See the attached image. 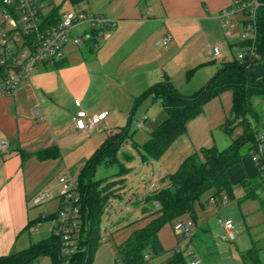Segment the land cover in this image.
Returning a JSON list of instances; mask_svg holds the SVG:
<instances>
[{
	"label": "crops",
	"instance_id": "crops-1",
	"mask_svg": "<svg viewBox=\"0 0 264 264\" xmlns=\"http://www.w3.org/2000/svg\"><path fill=\"white\" fill-rule=\"evenodd\" d=\"M68 2L73 9L86 6L89 12L104 16L113 24L98 46L69 44L65 65L39 66L12 94L0 98V142L9 144L7 149H0V256L20 252L51 237L52 234L39 240L33 234L39 220V216H32L31 209L35 206L33 197L42 189H47L53 192L52 199H56L58 208L60 178L64 175L79 177L86 163L115 134L126 125H132L137 109L145 103L144 100L136 105L137 98L164 82L170 83L184 96H193L216 76L224 63L232 60L227 49L237 44L236 41L234 44L231 42L220 61L211 59L207 54L210 46L225 38V19L231 22L234 19V16L222 17L231 0ZM83 30L85 26L74 33ZM168 35L172 39L163 45L162 41ZM150 96L152 102L160 104L151 108L156 114L153 123L157 127L167 118V113L161 103L154 101L153 95ZM77 102L90 116L107 112L104 123L92 131H78L73 120L78 111ZM232 105V92L223 93L210 101L204 112L188 123L187 133L179 140L187 138L186 141L193 147L202 150L207 143H213L209 148L220 150L230 145L232 138L223 137L222 126L230 115ZM143 115L140 119L147 118L146 127L149 118ZM215 134L221 136L224 144H218ZM46 151L53 155L39 159L38 154ZM114 166H118L116 160L106 158L98 166L95 179L100 168H104L103 178L117 175L120 169L111 176L106 174L107 169ZM234 175L236 185L245 179L256 178L257 170L251 159L246 158L242 165L231 169L230 178ZM161 185L160 182V185L150 187ZM119 194L122 197V191ZM116 202L113 198L109 206H114ZM140 207L143 208L142 205ZM143 215L144 223L115 231L113 238L118 246L153 219L148 217L149 213ZM185 219L189 217L182 220ZM163 229L159 238L166 248ZM107 231L108 228H105ZM199 232L210 233V230H205L204 226L197 227L187 243L182 246L173 244L172 250L181 248L186 255L189 250V254L201 258L203 264L204 254L200 256L197 252L199 248L192 243ZM35 236L37 240L33 239ZM110 238L103 236L107 240L102 244L109 242Z\"/></svg>",
	"mask_w": 264,
	"mask_h": 264
},
{
	"label": "trees",
	"instance_id": "trees-1",
	"mask_svg": "<svg viewBox=\"0 0 264 264\" xmlns=\"http://www.w3.org/2000/svg\"><path fill=\"white\" fill-rule=\"evenodd\" d=\"M70 1L78 4L82 0ZM260 2L262 5L257 14L256 47L261 60L240 63L233 58L224 63L216 76L193 96H184L170 83L164 82L156 84L137 98L136 105H139L148 96L153 95L154 101H161L167 113V118L150 133L149 139L143 145V158L163 156L176 140L187 133L188 123L202 114L210 101L226 92H232L233 105L222 130L232 138V142L223 150L212 147L204 149L201 155L195 153L188 156L177 172L162 179V185L157 192L148 195L143 202L134 203L142 205L143 213H149L148 217L153 219L144 228L135 230L125 243L117 246V257L120 261L116 259V264H149L153 259L168 253L160 241V231L167 224L174 220H182L186 216L192 219L196 226L194 207L205 195L210 194L209 202L211 198L220 199L223 195H228L230 200L235 197L236 186L231 182L230 171L242 165L246 158L252 161L259 153L258 137L264 133V113L254 106L255 99L264 100V0ZM59 11V6H55L53 11L55 19H59ZM249 44L237 43L236 46L244 48ZM65 63L66 61L54 67L63 66ZM128 134L127 129L115 134L81 171L78 181L81 194L82 249L69 259L68 264L93 263L94 254L103 241L100 233L102 218L112 199L121 198L119 191L124 187L123 177L112 181H109L108 177L96 180V170L106 158L119 163L117 151ZM51 155L52 152L46 151L38 154V158L43 160ZM118 165L121 169L117 175H123L125 168L121 163ZM254 166L257 177L245 179L237 185L245 190L249 198L256 197L257 192L263 187L260 171L255 164ZM156 203H159L160 208H157ZM262 204L264 207V202ZM56 217L57 214L51 218ZM192 237L193 234L189 240ZM262 249L258 242L252 241L251 248L241 255L243 264H262L260 256ZM171 252V256L163 264H189L196 256L186 255L181 248ZM146 256H149V259H146ZM42 257H50L52 264H66L59 236L52 233L50 238L32 244L25 250L0 256V264H33Z\"/></svg>",
	"mask_w": 264,
	"mask_h": 264
},
{
	"label": "built area",
	"instance_id": "built-area-1",
	"mask_svg": "<svg viewBox=\"0 0 264 264\" xmlns=\"http://www.w3.org/2000/svg\"><path fill=\"white\" fill-rule=\"evenodd\" d=\"M262 5L260 0H231V5L222 15L224 18L232 16L239 18L236 23L225 19L223 27L225 38L210 46L207 54L211 59L220 61L224 50L232 40L237 43L249 44L239 47L237 59L240 63L261 60L256 47L258 29L257 14ZM55 6H50L49 0H0V98L13 93L17 86L28 80L32 72L39 66L54 67L66 61L69 44L98 46L105 37L107 29L113 23L101 15L89 12L86 6L67 12L59 11V19L53 15ZM85 26V30L74 32ZM172 39L168 35L162 41L167 45ZM235 42V43H236ZM235 45V44H234ZM233 46V45H232ZM78 111L73 120L78 131H92L97 129L106 120L108 113L101 112L90 116L76 103ZM146 117L137 122L139 129L145 128ZM259 153L252 158L258 167L262 178V191H264V133L259 135ZM9 144L0 142V149L5 150ZM60 206L52 233L59 236L62 241V256L65 263L82 249L80 242L81 223V194L79 181L71 175H64L59 180ZM159 187H143L142 193H137L131 199L143 202ZM52 196L48 190H41L33 197V204L39 206ZM230 201L228 195L220 199L211 198L214 204L226 205ZM160 208L159 203H156ZM44 217V216H43ZM223 225L230 237H234L235 226L233 221H223ZM195 223L192 219L179 220L175 223L174 233L190 238L193 234ZM107 239H103V242ZM149 259V256H146ZM189 264H202V259L194 256Z\"/></svg>",
	"mask_w": 264,
	"mask_h": 264
},
{
	"label": "rangeland",
	"instance_id": "rangeland-1",
	"mask_svg": "<svg viewBox=\"0 0 264 264\" xmlns=\"http://www.w3.org/2000/svg\"><path fill=\"white\" fill-rule=\"evenodd\" d=\"M49 3L50 6L53 7L56 5L59 6L60 12L73 10L68 0H53ZM238 18V16L234 17L232 22L236 23ZM235 41L236 40H232V44H234ZM240 51V48L236 45L227 49L230 59L237 58ZM159 106L160 104L157 102H152L151 96L148 97L145 99V103L137 109L136 118L132 125H126L122 129H127L129 134L117 151V161L123 164L125 171L123 170V175L112 176L113 178L109 177V181L123 177L124 187L120 189L122 191V197L120 200L114 198L117 202L114 203V206H109L107 208L105 216L102 218L103 225L100 233L102 236L108 235L111 238L109 242L99 244L94 254L92 264H116V259L120 261V258L117 257L118 245L113 238L115 231L120 228L124 229L134 225L138 226L141 222L144 223L145 217L140 207L141 205L133 204L134 202L131 200L133 196L137 193H142L144 186L149 188L151 185H160L162 178L165 175H171L177 172L181 163L188 156L195 153L199 155L202 154V148L193 147L191 143L186 141L187 138H181V140H176L160 158H143V145L149 139L150 133L157 128L153 123V116L156 114L151 108ZM254 106L260 112L264 113V100L255 99ZM142 114L146 115L149 120L145 128L139 129L137 127V122ZM222 135L225 139H231L228 134L223 133ZM215 138L218 144H224L219 134H215ZM184 142H186V145ZM212 144L213 143L204 144V149L213 146ZM227 147H229L228 144L223 147V149ZM119 169H121L119 165L114 166L112 169H107L106 174L107 176H111L117 173ZM77 171H75V173H77ZM104 173V168H100L96 175V180H100V178L105 179L103 178L105 177ZM78 178L79 177L76 176L75 179L78 180ZM230 179L234 185L236 175ZM238 184L236 183V185H234L236 186L234 188L235 197L226 205L218 206L209 202L208 198L210 194L205 195L195 204L196 226L198 228L204 226L205 230H210V233L199 232L198 236L192 242L194 246L200 249H197L198 254L200 256L204 254L205 261L203 264H243L241 255L251 248L253 240L258 242L263 248L260 256L261 262L264 264V207L262 204L264 202V191L259 190L256 197L249 198L245 190L237 186ZM50 194L53 197V192H50ZM55 201L56 199L54 200L51 198L47 202L39 206H34L31 209L32 216H39V220H37L35 224L36 231L33 233L38 236L39 240L40 238H45L52 234L51 232L55 224V219L51 217L57 214L59 209ZM49 202H51V204H48ZM43 216L46 217V219L42 218ZM226 220H231L234 223L235 236L233 238L229 236L223 225V221ZM175 223L176 220L167 224L162 232L166 247L164 249L168 253L153 259L149 264H163L170 257L173 244L179 243V245L182 246L189 241V238L176 235L173 232ZM112 224H114L113 227ZM196 226L193 232L197 228ZM110 227H112V229ZM105 228H108L107 232H105ZM37 236L33 237V239L37 240ZM189 252L190 251L187 250L188 254ZM209 254L212 255L210 256ZM33 264H52V260L50 257H42Z\"/></svg>",
	"mask_w": 264,
	"mask_h": 264
},
{
	"label": "water",
	"instance_id": "water-1",
	"mask_svg": "<svg viewBox=\"0 0 264 264\" xmlns=\"http://www.w3.org/2000/svg\"><path fill=\"white\" fill-rule=\"evenodd\" d=\"M159 102H161V101H159ZM12 145H13V143H11Z\"/></svg>",
	"mask_w": 264,
	"mask_h": 264
}]
</instances>
